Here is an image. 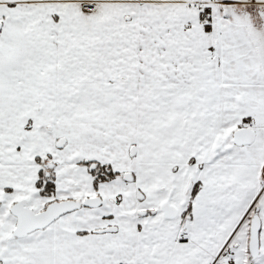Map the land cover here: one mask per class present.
<instances>
[{
    "label": "snow or ice",
    "instance_id": "1",
    "mask_svg": "<svg viewBox=\"0 0 264 264\" xmlns=\"http://www.w3.org/2000/svg\"><path fill=\"white\" fill-rule=\"evenodd\" d=\"M0 264H264V0H0Z\"/></svg>",
    "mask_w": 264,
    "mask_h": 264
}]
</instances>
